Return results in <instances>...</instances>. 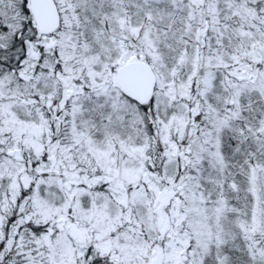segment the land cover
<instances>
[{
	"label": "snow or ice",
	"instance_id": "6c2138e0",
	"mask_svg": "<svg viewBox=\"0 0 264 264\" xmlns=\"http://www.w3.org/2000/svg\"><path fill=\"white\" fill-rule=\"evenodd\" d=\"M0 264H264V0H0Z\"/></svg>",
	"mask_w": 264,
	"mask_h": 264
}]
</instances>
